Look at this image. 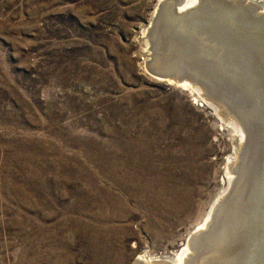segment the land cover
<instances>
[{
	"label": "rangeland",
	"instance_id": "obj_1",
	"mask_svg": "<svg viewBox=\"0 0 264 264\" xmlns=\"http://www.w3.org/2000/svg\"><path fill=\"white\" fill-rule=\"evenodd\" d=\"M161 1L0 0V264H92L84 227L105 264L174 256L245 149L228 208L242 213L200 264H239L259 241L264 129L249 115L245 147L244 129L205 88L151 72L146 36ZM218 61L217 89L248 104L242 76Z\"/></svg>",
	"mask_w": 264,
	"mask_h": 264
},
{
	"label": "water",
	"instance_id": "obj_2",
	"mask_svg": "<svg viewBox=\"0 0 264 264\" xmlns=\"http://www.w3.org/2000/svg\"><path fill=\"white\" fill-rule=\"evenodd\" d=\"M186 1L160 2L146 36L151 51L149 68L156 76L179 80L188 78L205 88L210 100H219L233 113L232 118L246 132L247 141L243 145L248 146L249 137L254 131L249 115L254 116V120L264 129V8L247 0H197L185 5ZM200 43H203L202 49H199ZM218 60L226 61L231 66V74L242 76L240 79L248 91V104L237 106L230 99V94L228 98L227 94L217 89V78L211 76L209 66L218 63ZM162 63L166 66L176 65L180 71L154 66ZM245 151L238 157L236 166H239ZM235 167L234 180L212 208L208 225L191 233L187 241L190 252L182 264H200V259L205 255L218 251L223 245L221 241L231 215L239 216L242 213V208L238 206L234 212L228 210L239 185ZM259 209L264 218V204ZM259 224L255 233L259 241L256 242L254 237L249 240L243 252L245 260L238 259L239 264H264V219ZM157 264L171 262L164 259ZM205 264L223 263L210 260Z\"/></svg>",
	"mask_w": 264,
	"mask_h": 264
},
{
	"label": "bare ground",
	"instance_id": "obj_3",
	"mask_svg": "<svg viewBox=\"0 0 264 264\" xmlns=\"http://www.w3.org/2000/svg\"><path fill=\"white\" fill-rule=\"evenodd\" d=\"M196 1L197 0H188V2L187 1L186 2L189 4V3L196 2ZM156 10H155V13H156ZM158 78H160V77H158ZM161 80H166L168 82H175V83L183 84L184 86H190V87H192V84H190V82L188 80H184V79H182V80H179L178 79L177 80V79H174V78H170V77L167 78L166 77V78H163V79L161 78ZM203 98L207 102H210V98H208L207 96H204L203 95ZM242 131L240 133L243 134V135H241L240 138L241 137L243 138V136H244V138H243V141H244L245 140V135H244V132L242 133ZM242 144H243V142H242ZM240 146H242V145L240 144ZM210 216L211 215L209 214L208 217L206 218V220H204V222L202 224H200V226H198L195 231L200 230V229L206 227L208 225V221H210V218H209ZM89 229H90V227H84V229H83L84 230L83 231V236L84 237H83V240L81 242V243H83V248L85 249L84 250L85 256L88 258V260H90V262H92V264H98L99 262H103V264H105L107 261H109V258L110 257H109V255H107L105 253H102V249H100V243H98L100 240H96V238L98 237V235H97L96 238H95V236L92 237L91 236V231L92 230H90V232H89ZM188 246L189 245L186 243V244H184L182 246V248H180L176 252V254L174 256H167V257L165 256L162 259L161 258H157V259L154 258V260H153V258L144 257V255L143 256H140V257H138L139 259H138V261H136V264H157L160 260H164V259H166V260L168 259L171 262V264H182L183 263V259L190 252V248ZM89 251H91V252H89Z\"/></svg>",
	"mask_w": 264,
	"mask_h": 264
}]
</instances>
